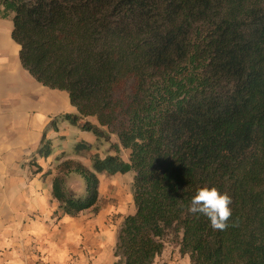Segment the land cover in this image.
<instances>
[{
	"label": "trees",
	"instance_id": "1",
	"mask_svg": "<svg viewBox=\"0 0 264 264\" xmlns=\"http://www.w3.org/2000/svg\"><path fill=\"white\" fill-rule=\"evenodd\" d=\"M0 18H12L22 66L78 112L53 126L67 120L98 142L119 140L114 155L91 154V167L57 166L63 216L97 209L100 173L133 172L115 264H154L168 236L191 264H264V0H0ZM118 90L119 113L110 109ZM89 117L99 126L79 124ZM38 154L52 155L45 136ZM72 173L83 197L66 190ZM204 186L232 198L223 231L188 211Z\"/></svg>",
	"mask_w": 264,
	"mask_h": 264
},
{
	"label": "crops",
	"instance_id": "2",
	"mask_svg": "<svg viewBox=\"0 0 264 264\" xmlns=\"http://www.w3.org/2000/svg\"><path fill=\"white\" fill-rule=\"evenodd\" d=\"M12 31V18H0V264H115L118 234L125 217L133 213V204L115 225L113 214L103 215L98 207L101 196L97 212L63 216L52 196L57 166L67 159L83 164L85 155L99 153L78 126L67 120L53 126L60 116L78 112L67 92L43 86L22 66ZM91 123L99 126L98 121ZM44 136L52 143L51 166L46 165L51 156L44 159L38 154ZM80 142L93 150L75 154ZM62 153L66 156L59 161ZM47 173L51 175L44 176Z\"/></svg>",
	"mask_w": 264,
	"mask_h": 264
},
{
	"label": "rangeland",
	"instance_id": "3",
	"mask_svg": "<svg viewBox=\"0 0 264 264\" xmlns=\"http://www.w3.org/2000/svg\"><path fill=\"white\" fill-rule=\"evenodd\" d=\"M120 82H123L124 80L120 79ZM66 93L65 91H62ZM122 100V93L120 90L117 91L115 94V98L113 99V103L111 104V110H114L115 112L119 113L121 110V102L117 100ZM88 122L94 121L97 124V119L95 117H89L86 119ZM90 122V123H91ZM80 125H83L85 123L84 119H81L79 121ZM84 140L95 143L96 144V150L98 151L101 158H104L105 156L109 155L111 152L115 154L113 150H111V144L113 143H119V140L116 135L111 136V141L109 142H102L98 143L95 141V138L92 133L84 132ZM94 138V140H93ZM69 150H71L69 148ZM121 157L125 160H128V151L122 150L120 153ZM84 165L87 167H91V160L90 156L85 155L82 160ZM54 162V157L51 156L47 162L46 165H50ZM71 175V176H68ZM67 179L64 178V183L66 181L67 188L73 192L75 197H83L84 195V188L86 189L85 181L84 179L76 174H68ZM66 176V175H65ZM100 180V186H99V197L101 196V201L99 202V208L103 209V215L104 213H112V219L111 224L115 225L119 221H121L124 216H126L129 212V209L131 207L130 204H133V180H134V173L129 172L126 174H107V173H100L98 175ZM66 188V190H67ZM68 192V191H67ZM70 193V192H68ZM71 194V193H70ZM73 195V194H72ZM132 201V203H131ZM98 207L96 210H93V212L98 211ZM115 210V212H113ZM166 245L164 251L157 256V258L154 261V264H191L190 257L188 255H183L180 253V246L178 243V240H176L173 236H168L165 240Z\"/></svg>",
	"mask_w": 264,
	"mask_h": 264
},
{
	"label": "clouds",
	"instance_id": "4",
	"mask_svg": "<svg viewBox=\"0 0 264 264\" xmlns=\"http://www.w3.org/2000/svg\"><path fill=\"white\" fill-rule=\"evenodd\" d=\"M231 203L232 198L226 192L222 193L214 186H204L191 198L188 211L207 217L214 230L223 231L232 216Z\"/></svg>",
	"mask_w": 264,
	"mask_h": 264
}]
</instances>
